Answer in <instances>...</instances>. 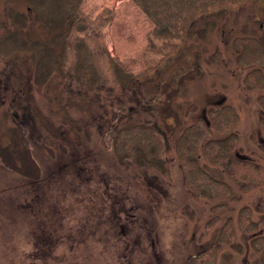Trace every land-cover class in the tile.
I'll return each instance as SVG.
<instances>
[{"label": "rangeland", "instance_id": "1", "mask_svg": "<svg viewBox=\"0 0 264 264\" xmlns=\"http://www.w3.org/2000/svg\"><path fill=\"white\" fill-rule=\"evenodd\" d=\"M82 9L112 11L102 40L89 42L106 81L86 88L87 108L75 109L60 74L38 71L32 54L16 55L15 74L0 72V264H189L243 206L264 239V184L243 192L231 183L230 196L196 201L173 152L165 155L172 164L164 177L158 167L121 157L112 142L114 128L156 117L178 134L222 102L239 113V154L264 163L257 103L264 90L244 82L252 70L238 65L233 45L242 36L264 40V0L197 18L164 60L159 39L152 51L147 46L153 24L131 0H86ZM10 11L28 18L31 38L53 41L57 29L36 22L25 0H0L9 29ZM200 161L228 182L218 166ZM221 203L227 206L214 208ZM214 216L219 222L207 226ZM252 240L237 231L214 252L215 264H261Z\"/></svg>", "mask_w": 264, "mask_h": 264}, {"label": "trees", "instance_id": "2", "mask_svg": "<svg viewBox=\"0 0 264 264\" xmlns=\"http://www.w3.org/2000/svg\"><path fill=\"white\" fill-rule=\"evenodd\" d=\"M25 1L36 22L50 30L57 29V32L50 43L33 39L25 30L28 18L10 11L8 19L13 25L11 29L0 19V66L2 63L4 65V68L0 67V72L4 70L15 74L18 70L16 55L32 54L36 58L38 71L45 68L48 75L54 71L60 74L62 88L75 109L87 108L89 99H84L86 88L97 86L99 82L105 84L106 81L101 79L99 59L92 52L89 42L97 38L102 40L103 30L110 24L112 11L103 9L92 16L82 9L86 0ZM131 1L153 24V29L148 33L147 46L152 51L151 45L159 39L163 43L164 53L158 50L156 54L160 60H164L177 50V42L190 31L197 18L226 11L246 0ZM233 45L239 51L238 65L252 70L247 73L244 82L250 88L264 90V40L242 36L235 38ZM111 64L118 76L122 77L123 71L119 66L114 62ZM257 103L264 114V94L257 97ZM260 125L264 132V116L260 118ZM238 126V110L220 102L210 106L202 120L184 126L178 134L164 118L156 117L153 123L138 122L114 128L112 142L115 152L121 157L138 162L142 167H158L164 177H169L172 164V160L165 155L168 151L173 152L184 186L193 199L211 202L230 196L231 183L241 187L243 192H250L264 184V163L242 157L237 151ZM260 148L264 152V143ZM201 156L209 164L218 166L227 176L228 182L209 173L200 163ZM214 206L215 209L225 208L227 204ZM218 222L219 217L214 216L206 225ZM258 224L251 207L243 206L236 218H229L222 225L207 247V252L193 255L189 264H215L212 255L223 245L231 243L237 231L253 235V247L260 252L261 264H264V239Z\"/></svg>", "mask_w": 264, "mask_h": 264}]
</instances>
